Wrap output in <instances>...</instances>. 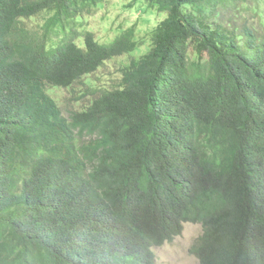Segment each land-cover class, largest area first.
<instances>
[{
    "label": "trees",
    "instance_id": "trees-1",
    "mask_svg": "<svg viewBox=\"0 0 264 264\" xmlns=\"http://www.w3.org/2000/svg\"><path fill=\"white\" fill-rule=\"evenodd\" d=\"M135 1L138 57L104 0H0V264H155L187 222L197 264H264V0Z\"/></svg>",
    "mask_w": 264,
    "mask_h": 264
},
{
    "label": "rangeland",
    "instance_id": "rangeland-1",
    "mask_svg": "<svg viewBox=\"0 0 264 264\" xmlns=\"http://www.w3.org/2000/svg\"><path fill=\"white\" fill-rule=\"evenodd\" d=\"M144 9L142 3L135 0H104L103 7L85 16L84 22L100 43H107L121 30L133 27L135 35L142 41L140 49L133 54L138 57L145 52L150 32L166 15ZM130 56L126 54L113 58L99 68L94 74L96 84L109 88L115 86L120 79V69L129 61ZM56 93L62 99L69 97L64 89ZM201 233V224L184 223L181 235L154 249L155 264H197L198 260L190 249Z\"/></svg>",
    "mask_w": 264,
    "mask_h": 264
}]
</instances>
